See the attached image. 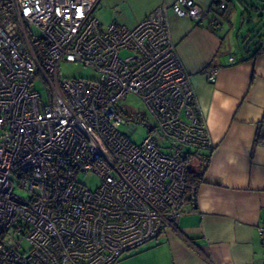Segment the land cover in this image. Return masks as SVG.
Listing matches in <instances>:
<instances>
[{
	"label": "built area",
	"instance_id": "built-area-1",
	"mask_svg": "<svg viewBox=\"0 0 264 264\" xmlns=\"http://www.w3.org/2000/svg\"><path fill=\"white\" fill-rule=\"evenodd\" d=\"M96 2L0 0V264H113L173 226L185 150L212 147L168 18L201 25L207 11L174 0L134 26L103 27ZM62 61L99 78L63 77ZM128 94L154 120L138 144L133 125L120 130L116 104ZM81 173L99 185L88 189ZM257 232L264 245V224Z\"/></svg>",
	"mask_w": 264,
	"mask_h": 264
},
{
	"label": "crops",
	"instance_id": "crops-1",
	"mask_svg": "<svg viewBox=\"0 0 264 264\" xmlns=\"http://www.w3.org/2000/svg\"><path fill=\"white\" fill-rule=\"evenodd\" d=\"M173 1L97 0L93 14L104 16L106 25L98 20L103 27H131L159 4ZM194 1L207 11L201 25L171 10L168 18L212 141L211 149L185 150L191 167L199 168L201 156L208 157L204 182L195 196H185L173 226L124 253L120 264H264L257 232L264 224V146H254L264 116V50L245 47L239 55L232 53L225 42L231 26L225 22L226 0L221 9L214 0ZM230 56L235 63H229ZM212 68L217 71L209 79L206 71Z\"/></svg>",
	"mask_w": 264,
	"mask_h": 264
},
{
	"label": "rangeland",
	"instance_id": "rangeland-1",
	"mask_svg": "<svg viewBox=\"0 0 264 264\" xmlns=\"http://www.w3.org/2000/svg\"><path fill=\"white\" fill-rule=\"evenodd\" d=\"M223 8H227L226 20L231 24L226 27L230 32L225 38V42L230 43L231 52L239 55L245 47L255 49L264 44V0H226ZM98 20L106 25L103 20L104 16L95 12ZM222 16H219L221 18ZM227 24V22H226ZM229 28V29H228ZM60 74L67 78H84L96 80L99 78L98 73L76 62L62 61L60 63ZM36 88L43 93V88L37 82ZM120 114L123 116L125 123L120 126L123 133L127 132L130 125L136 130L130 136V140L134 143H140L147 134L150 126L154 124V120L147 112L145 105L141 100L133 95L128 94L124 100L117 102ZM17 183V179H13ZM77 181L88 189L96 188L99 183V177L94 173H81L77 175ZM15 192L22 194L17 188ZM117 261L113 264H120Z\"/></svg>",
	"mask_w": 264,
	"mask_h": 264
},
{
	"label": "trees",
	"instance_id": "trees-1",
	"mask_svg": "<svg viewBox=\"0 0 264 264\" xmlns=\"http://www.w3.org/2000/svg\"><path fill=\"white\" fill-rule=\"evenodd\" d=\"M260 50H264V47L259 46V48L256 50L255 53L260 52ZM264 146V116L261 117V119L257 123V129L255 133L254 138V146ZM202 158V164L198 167H191L187 164V158L185 155L181 159V161L184 163V166L186 168V180H185V196L193 197L195 196L196 189L198 185L201 182H204V171L208 164V157L203 155ZM201 168V169H200Z\"/></svg>",
	"mask_w": 264,
	"mask_h": 264
}]
</instances>
